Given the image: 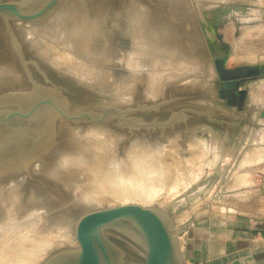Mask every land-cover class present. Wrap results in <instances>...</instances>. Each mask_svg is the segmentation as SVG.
I'll list each match as a JSON object with an SVG mask.
<instances>
[{"label": "rangeland", "instance_id": "1", "mask_svg": "<svg viewBox=\"0 0 264 264\" xmlns=\"http://www.w3.org/2000/svg\"><path fill=\"white\" fill-rule=\"evenodd\" d=\"M172 1L88 0L87 2V0H62L49 19L61 6L63 7L65 3L71 2L75 4V8L79 6L76 11L80 15L85 13V16L89 17L91 26H94V21H97L99 30L95 33L97 37L94 36V43L97 45L101 42L105 44L104 41L108 39L106 45L115 48L120 45L117 49H123L122 51L119 49L120 52L111 54L112 61L109 59L108 62L113 66L106 63V66L108 65L106 67V69L108 68V74L106 75L110 76V79L106 75L102 76L104 79L106 78V86H97L94 89L85 88L82 84H78L74 77L61 76L55 69L49 68L48 65L46 66L42 62L40 63L35 58V54L32 53L33 51L22 44L19 33L13 28L16 24L23 22L0 17V58L4 57L12 61L17 68L16 76L20 77V79L18 77L14 78L18 82H15L16 80L12 82L11 79V81L8 79L9 84H0V99L15 91L45 88L51 90L57 96L59 104L69 113H77L82 110L100 113L105 105L113 104L124 109H131L127 116L138 121H165L173 111H178L181 108H194L202 111L207 109L213 118L230 122V125L212 123L206 118H199L188 113L187 124H176L173 128L166 129L164 135L161 132L162 128H139L131 124H123L114 117L104 123L109 124V127L118 133L126 134L125 138L128 142L132 140L133 135L142 133L151 137H156L159 134L160 138H156L163 140V143H167V140L165 141L162 137H165L167 133L168 135L170 134L168 137H173V134L179 137H177L179 150L176 154L181 163L180 169L177 168L176 172L182 171L186 175L187 179L183 182L185 183V188L179 192L175 190L171 191V193L168 192L169 194H162L166 192L165 188L161 190L162 193L160 192L163 195V199H165L164 201L161 198L162 195L158 193L157 196L161 195L159 197L161 201L158 199V202L148 203L146 206L156 207L168 213L174 223V233L181 247V241L186 242L189 237L199 240L201 237L209 235L211 238L216 239L218 232L208 233L206 231L210 224L211 227L213 223L212 227L216 229L219 222L221 224L223 222L232 223L233 220H238L239 218L247 220L251 215L250 207L258 208L262 203V196L255 193L251 194L248 190L254 188L255 185H264V152L262 153L258 150L264 148V119L258 118L259 110L264 107V23L259 20V13L261 14L262 9H256V13H252V15L256 16V19L250 21L239 19L247 18V15L237 16V19L236 16L215 12L219 8L232 6L230 3H236L239 0H181L183 6L179 9L180 11L178 10L179 13L178 11H176L177 13L174 12L175 10L171 5ZM262 1L264 5V0ZM90 4L91 7L89 9L88 6ZM140 12L145 14V22H143L147 27L145 24L144 27H146V32L149 31L145 34L165 36L164 38H167V41L177 38V42L180 40L177 44L181 51L178 49L176 54H167L165 50L169 48L160 50L159 58L161 62L167 60L164 56L167 54L171 57V59L169 58L171 62H169L168 66L170 64L171 66L166 72L165 70L164 72L161 70L157 72L162 74L160 78L158 77L157 79L154 76L156 79L154 87L160 90L158 92L159 96L153 99L147 98L146 100L143 98L144 90L147 89L148 84V87L150 86L149 82L152 81L154 83V79L150 75L151 77L139 83L140 85L135 86L133 83L129 86V89H136V91H132L134 96L132 101H130L131 103L120 104L116 101L112 90H117V84L125 80V60L129 59L127 57L129 51L124 46H132L133 41L130 35L134 31V22L131 23L130 21L132 20H130L124 23V21L130 16L134 17L133 19L137 18ZM133 13H136V15L133 16ZM126 14L129 17H125ZM217 15L221 16L223 20L220 21ZM113 19L114 21H112ZM46 21L41 22V24H25L30 26L33 24L32 27L36 28ZM124 28L130 32L125 33L123 31ZM135 28L138 31V26ZM102 34L106 35L103 36ZM148 55L143 54L142 62L148 66L142 69L146 68L149 71L153 67L150 64H154V61L149 59ZM193 57L195 61L192 66L194 65L196 71L192 70L188 73V70L182 68L185 67L187 69L189 66H182L180 69L185 70L184 72L180 70L183 77L179 71L176 70L174 72L171 69L174 72L173 74L178 73L177 75L181 76H177L179 78L175 82L168 83L172 77H168L172 73V71H169L170 68L172 66L180 67L181 64L188 65L187 62H190ZM145 58L146 62L150 64L145 62ZM184 60L188 61L184 62ZM182 79L183 81L181 82ZM0 80L5 81V79ZM237 80L240 81L238 82ZM239 89L246 91L245 97L240 102L233 95V91H238ZM59 120L75 126H96V124L87 121L74 123L58 116L54 125L56 128L54 130L56 137L55 147L75 144L71 134L66 132V128L64 126L61 128L58 123ZM188 128L189 130L187 131ZM195 137L205 141V150L202 151L187 146L189 141ZM256 150L258 155H256ZM262 150L264 151V149ZM252 151L256 152L255 155H253L254 152ZM249 153H252L253 157L255 156L254 159L262 156L260 157L261 162L259 159L254 161L252 158V161L255 162L254 164L245 163L247 162L245 160L250 159ZM124 155L125 153L121 149L119 156L125 157ZM37 161L35 160L33 164ZM29 180L32 188L34 187L35 190L36 188H41L38 185L41 182L35 179ZM46 186L51 188L49 185ZM43 191L42 187L41 193ZM243 191H247L243 193L246 195L245 197L241 194ZM47 192L51 196L52 193L49 191H44L43 195H48ZM60 193L57 192L58 198L56 199L59 201H55L56 203L53 202V204L49 203L51 204L50 206L54 205L52 207L60 208L63 204L70 206V201L74 202L75 199L71 196L67 197ZM116 202L100 203L101 205L99 204L96 207L87 206L86 208H81L79 206L74 209V215L79 216L82 212L97 207L115 206L117 203L118 205L122 204V201L121 203L119 200ZM133 202L136 203V201ZM54 227L53 225L50 226L51 229ZM54 231L55 228L52 229V232ZM48 234H51V232ZM72 236V239L69 238L66 241L64 240L63 243H59L56 249L77 248L78 242L75 234ZM55 250L53 249V251ZM53 251L50 250V253ZM49 255L48 252L39 262L35 263L41 264Z\"/></svg>", "mask_w": 264, "mask_h": 264}, {"label": "bare ground", "instance_id": "2", "mask_svg": "<svg viewBox=\"0 0 264 264\" xmlns=\"http://www.w3.org/2000/svg\"><path fill=\"white\" fill-rule=\"evenodd\" d=\"M171 3L174 12L183 6L181 0H174ZM77 7L75 8V4L67 2L48 21L36 28L32 27L33 24L30 26L25 23H18L13 28L19 33L22 44L33 51L32 53L36 56L34 57L40 63L42 62L46 66L48 65L49 68L55 69L61 76L74 77L78 84H82L85 88L104 87L106 86V78L103 77L108 74L106 63H109V59L111 60V54L120 52L123 49H117L120 45H117V48L106 45L108 39L104 41L105 44L102 42L99 45L94 43L95 33L99 30L97 21H94V26H91L89 17L87 18L85 13L80 15L76 11L79 9V6ZM88 7L90 9L91 4ZM134 15L136 13H133ZM144 15L140 12L135 19L131 16V19H129L128 14L125 16L129 18H126L124 23L130 20H132L131 23L134 22V31L130 35L133 41L132 46H124L129 51L127 54L129 59L125 60V80L117 84V90H112L116 101L120 104H127L132 101L134 96L132 91L134 89H129L131 84L134 83L137 86L151 76L154 83L149 82L150 86L148 87V84L147 89L144 90L143 98L146 100L147 98L153 99L159 96L158 92L160 90L154 87L156 82L154 76L158 79L162 75L157 73L160 72L159 70L162 72L165 70L166 72L169 69L171 66V64L168 66L171 62L169 58L171 59V57L167 54H176L179 49L177 43L180 40L177 42V38H174L175 41H167L168 39L166 38V40L165 36L145 34L149 31L146 32L147 26L144 23ZM144 24L146 27H144ZM136 26L139 28L138 31H136ZM123 31L125 33L130 32L126 28ZM102 35L105 36L106 34ZM14 41L16 42L15 38ZM161 49L167 51V54L164 55L167 60L163 62L159 58ZM143 54H146V56L149 54L148 58L154 61V64L146 62L147 57L145 56V62L153 66L152 69L148 67L149 71L146 68L142 69L148 66L142 62ZM193 59L195 58L193 57L190 62L184 60V62L188 61V65H180L179 63L180 67L172 66L169 71L173 70L175 72L177 70L179 73L182 69L188 70V73L194 71L195 67L192 64L195 60ZM101 60L103 63H101ZM109 64L111 65V63ZM182 66H189V68H182ZM173 71L168 75V77L172 76L168 83L175 82L182 75V73H180V76L177 75L178 73L173 74ZM16 73L15 64L9 59L1 57L0 79H5V81L0 80V84L8 83V79H11L12 82L14 80L18 82L17 79H14L18 77ZM106 77L110 79L109 75H106ZM58 123L61 128L63 126L66 128L68 134H71L75 144L55 147L54 130L56 128L53 126L44 139L43 143L45 145L41 149L16 162L0 166V264H36L35 262H39L48 252L50 254V250H55L59 243H63L64 240L66 241L69 238L72 239L78 218L74 215V209L79 206L81 208L96 207L100 203L106 204L112 201L118 202V200L120 203L122 201V204L136 201V203L146 206L148 203L158 202L157 200L162 194L171 193L175 190L179 192L185 188L183 182L187 179L186 175L182 171L176 172L181 163L176 154L179 150L177 147L178 136L173 134V137H168L170 134L167 133L165 137L162 136L165 141L167 140V143H163V140H158L160 138L159 134L155 135L158 137L156 138L142 133L133 135L132 140L128 142L125 138L126 134L111 129L109 124L103 123L102 125L84 127L75 126L63 120H59ZM187 146L203 151L206 143L203 139L200 140V138L195 137L189 141ZM121 149L125 153V157L119 156ZM260 151L264 152L262 149ZM38 153L40 154L36 155ZM256 155H258V152ZM260 157L262 156L255 159H259L261 162ZM34 159L39 160L33 164ZM29 179L41 182V184H38L39 187H43L45 192H51V196L48 192V195H43L44 191L41 193V188H36V190L34 187L32 188ZM46 185L51 186L52 189ZM165 188L166 192L162 193L161 190ZM57 192H61L60 194L67 197L71 196L75 199L74 202L70 201V206L63 204L60 208L52 207L54 205L50 206L49 203L53 204V202L59 201L56 200L58 198ZM158 193L161 195L157 196ZM161 198L163 201L165 200L163 195ZM115 205H118V203ZM51 225L55 226L54 232H52L54 228H50ZM49 232L51 234H48ZM64 250H70V248Z\"/></svg>", "mask_w": 264, "mask_h": 264}, {"label": "water", "instance_id": "3", "mask_svg": "<svg viewBox=\"0 0 264 264\" xmlns=\"http://www.w3.org/2000/svg\"><path fill=\"white\" fill-rule=\"evenodd\" d=\"M61 2L0 0V17L38 24L48 20ZM230 4L232 6L215 12L237 19V16L256 13L251 5ZM129 112V108L107 104L100 113L88 110L69 113L59 104L57 96L45 88L9 93L0 99V166L41 149L58 116L74 123L87 121L96 125L114 117L123 124L139 128H162V135L176 124H187L188 113L212 123L231 124L213 118L207 109L181 108L165 121H138L127 116ZM258 118L264 119V107L259 110ZM74 232L77 248L55 250L41 264H186L172 218L156 207L126 203L89 209L78 216Z\"/></svg>", "mask_w": 264, "mask_h": 264}, {"label": "crops", "instance_id": "4", "mask_svg": "<svg viewBox=\"0 0 264 264\" xmlns=\"http://www.w3.org/2000/svg\"><path fill=\"white\" fill-rule=\"evenodd\" d=\"M252 152L255 154L257 150ZM253 155L249 154L250 159L245 160L246 163H255ZM248 191L259 194L263 199L258 208L250 207L251 215L247 220L239 218L232 223L219 222L216 229H213V223L211 227L210 224L206 231L218 232L216 239L206 235L199 240L189 237L188 241H181L187 264H264V185H255Z\"/></svg>", "mask_w": 264, "mask_h": 264}, {"label": "flooded vegetation", "instance_id": "5", "mask_svg": "<svg viewBox=\"0 0 264 264\" xmlns=\"http://www.w3.org/2000/svg\"><path fill=\"white\" fill-rule=\"evenodd\" d=\"M236 3H244V4H248V5H251L253 8H255V9H262L261 10V14L259 13V20H261V22H263L264 23V10H263V7H264V5L262 4L263 3V1L262 0H239V1H237ZM218 6V5H217ZM218 13V12H217ZM216 15V14H215ZM250 15V14H249ZM217 17H219L220 18V21H222L223 19H222V17L221 16H219V15H217ZM247 18H252V20H255L256 19V16L255 15H250V16H248L247 15ZM245 90H243V89H239L238 91L237 90H234L233 91V95H234V98L237 100V101H241L244 97H245ZM238 102V103H239Z\"/></svg>", "mask_w": 264, "mask_h": 264}]
</instances>
